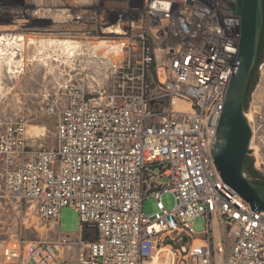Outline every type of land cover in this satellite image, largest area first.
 Returning a JSON list of instances; mask_svg holds the SVG:
<instances>
[{"label": "built area", "instance_id": "obj_1", "mask_svg": "<svg viewBox=\"0 0 264 264\" xmlns=\"http://www.w3.org/2000/svg\"><path fill=\"white\" fill-rule=\"evenodd\" d=\"M232 1L90 0L62 15L87 26L112 85L98 100L79 72L48 98L54 148L29 145L26 119L0 120L8 196L34 204L43 221L59 224L67 207L80 217L78 239L63 235L33 259L50 263L58 247L74 245V264H151L170 239L171 264L177 253L198 264H264V211L224 183L212 153L242 37ZM149 197L158 209L147 215Z\"/></svg>", "mask_w": 264, "mask_h": 264}, {"label": "rangeland", "instance_id": "obj_2", "mask_svg": "<svg viewBox=\"0 0 264 264\" xmlns=\"http://www.w3.org/2000/svg\"><path fill=\"white\" fill-rule=\"evenodd\" d=\"M89 1L0 0V62L3 64L0 68V120L26 119L29 124L28 136L33 139L34 145L44 149L57 146L58 117L46 113L48 98L58 93L79 72L88 77L89 91L98 100L110 91L112 85V78L106 74L108 65L100 64L94 57L96 54L99 57L106 54L99 50L95 52L98 43L87 37V26L61 23L62 15L69 14L68 8L89 5ZM17 13L29 21L25 25L18 24L14 20ZM18 37L24 38L23 47L8 44L7 39L13 42ZM11 57L14 60L12 66ZM250 110L252 114L255 112L256 117L251 142L255 150L252 157L264 179V65L246 107L247 112ZM43 129L45 135L41 133ZM1 170L0 162V264H45L39 259L44 258L43 254L33 259L36 255L33 251L54 245L63 235L78 239L81 224L79 214L74 208L67 207L61 212L59 224L43 221L34 204L20 203L8 196ZM163 201L168 209L175 206L170 194H164ZM157 209L156 199L146 198L144 213L154 214ZM205 228V219L198 217L194 222V231L201 236ZM87 233L92 236L94 230L88 229ZM169 242L171 240L166 239L157 245L156 257L160 259V264H171L173 260L177 246H167ZM161 248L172 252L162 251L158 255ZM6 250L12 252L7 255ZM77 254L74 245L58 247L54 258L47 264H74ZM175 264L198 263L177 253Z\"/></svg>", "mask_w": 264, "mask_h": 264}, {"label": "water", "instance_id": "obj_3", "mask_svg": "<svg viewBox=\"0 0 264 264\" xmlns=\"http://www.w3.org/2000/svg\"><path fill=\"white\" fill-rule=\"evenodd\" d=\"M228 5L241 18L242 37L236 70L218 123L212 153L224 183L235 189L251 205L253 212L260 214L264 211V183L252 180L246 172V160L255 152L251 147L254 131L246 115V107L251 95L247 97L251 75L259 64L264 0H233ZM261 68L262 63L256 72V86Z\"/></svg>", "mask_w": 264, "mask_h": 264}, {"label": "bare ground", "instance_id": "obj_4", "mask_svg": "<svg viewBox=\"0 0 264 264\" xmlns=\"http://www.w3.org/2000/svg\"><path fill=\"white\" fill-rule=\"evenodd\" d=\"M42 11H43V9H42ZM18 15L17 16H15V18H14V20H16L17 21V23L18 24H24L25 22H27V21H29V20H24L23 19V17L21 16V13H17ZM21 18V19H20ZM20 19V20H19ZM25 25V24H24ZM17 27V26H16ZM7 41H8V44L9 45H11V43L12 44H20L19 46H21V47H23L24 46V38H21V37H18V38H16L13 42L11 41V40H8L7 39ZM0 43H2V40L0 39ZM13 46V45H12ZM13 58L11 57L10 58V62H11V66L13 65ZM3 64L0 62V68H1V66H2ZM254 112V111H253ZM247 117H248V119H249V121L251 122V125L252 124H256V121H255V119H256V117H255V112H254V114H252V112L251 113H248V115H247ZM36 128V127H35ZM30 130H32V129H30ZM36 130H37V128H36ZM253 131H254V133H255V130L253 129ZM41 132V131H40ZM32 133V132H31ZM43 135H45V133H44V129H43V132H41ZM41 133H40V135H41ZM36 134H38V132H36ZM34 135V134H33ZM39 135V134H38ZM254 138V137H253ZM252 145V147H253V143L251 144ZM254 149V148H253ZM255 154H257V152L255 153ZM161 251H163V252H167V251H170L169 249H161ZM170 252H172V251H170ZM174 254V253H173ZM168 255H170V254H167V256ZM172 256V255H171ZM173 258H174V256H173ZM160 261V259L158 258V257H155V259H154V261H152L151 262V264H160L161 262H159Z\"/></svg>", "mask_w": 264, "mask_h": 264}, {"label": "trees", "instance_id": "obj_5", "mask_svg": "<svg viewBox=\"0 0 264 264\" xmlns=\"http://www.w3.org/2000/svg\"><path fill=\"white\" fill-rule=\"evenodd\" d=\"M263 52H264V28H263V37H261V43H260L259 64H258L257 68L254 70V72H252L251 80H250V83H249V88L247 89V97L250 95L252 89H254V87L256 86V82H257V81L254 80V75H255V73L259 70L260 63H261V55L263 54ZM247 102H248V101H247ZM246 172H247V174H248V177L252 178V180H254V181H256V182H263V183H264V179H263V181H261V180H257V179L255 178V176H253L252 173L248 172L247 170H246ZM90 238H91L90 234H87V235L85 236V239H87V240L90 239Z\"/></svg>", "mask_w": 264, "mask_h": 264}, {"label": "flooded vegetation", "instance_id": "obj_6", "mask_svg": "<svg viewBox=\"0 0 264 264\" xmlns=\"http://www.w3.org/2000/svg\"><path fill=\"white\" fill-rule=\"evenodd\" d=\"M263 56H264V52L261 55V63H262V65H264ZM261 63H260V65H261ZM254 80L257 81V73H255V75H254ZM246 170L248 172L252 173L253 176H255V178L257 180L263 181L262 172L260 171V169L257 168L256 162L253 160L252 155L249 156V158L246 160Z\"/></svg>", "mask_w": 264, "mask_h": 264}, {"label": "crops", "instance_id": "obj_7", "mask_svg": "<svg viewBox=\"0 0 264 264\" xmlns=\"http://www.w3.org/2000/svg\"><path fill=\"white\" fill-rule=\"evenodd\" d=\"M28 138H29V145H30L32 148H41L40 145H34V144H33V141H31V140H33V139H31L29 136H28Z\"/></svg>", "mask_w": 264, "mask_h": 264}]
</instances>
